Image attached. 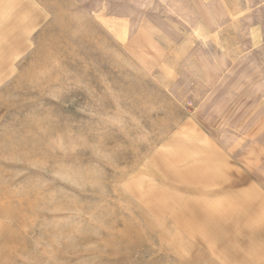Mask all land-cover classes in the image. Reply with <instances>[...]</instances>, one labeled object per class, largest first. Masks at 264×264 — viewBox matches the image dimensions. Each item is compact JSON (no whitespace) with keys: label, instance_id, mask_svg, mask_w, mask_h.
<instances>
[{"label":"rangeland","instance_id":"obj_1","mask_svg":"<svg viewBox=\"0 0 264 264\" xmlns=\"http://www.w3.org/2000/svg\"><path fill=\"white\" fill-rule=\"evenodd\" d=\"M162 1L0 0V264H264V36Z\"/></svg>","mask_w":264,"mask_h":264},{"label":"crops","instance_id":"obj_2","mask_svg":"<svg viewBox=\"0 0 264 264\" xmlns=\"http://www.w3.org/2000/svg\"><path fill=\"white\" fill-rule=\"evenodd\" d=\"M160 2V1H159ZM163 10L157 17L156 29L143 28L144 35L152 37H173L175 43L183 46L182 38H196L197 51L183 52L184 63L195 69L194 75L200 84L210 83L214 72L210 56L205 50L202 52L201 39L213 38L219 44H226L230 51V44L235 43V38H240L247 28V21L257 22V26H250L254 29L253 37H262L264 28V0H163ZM253 6H260L257 12H250ZM189 26L192 34L183 32L182 26ZM187 29V27H185ZM220 38V39H218ZM200 44V45H199ZM239 47V46H237ZM177 50V49H176ZM237 51H244L237 48ZM201 54V55H200ZM182 58V57H181ZM190 63V64H189ZM197 69L201 71L198 72ZM205 73V74H204Z\"/></svg>","mask_w":264,"mask_h":264}]
</instances>
